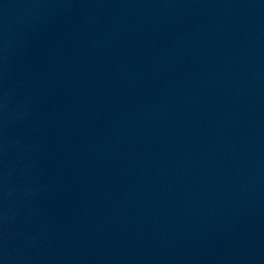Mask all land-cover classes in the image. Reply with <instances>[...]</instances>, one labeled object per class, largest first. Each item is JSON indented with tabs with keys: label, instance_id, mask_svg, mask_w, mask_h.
<instances>
[{
	"label": "water",
	"instance_id": "95a60500",
	"mask_svg": "<svg viewBox=\"0 0 264 264\" xmlns=\"http://www.w3.org/2000/svg\"><path fill=\"white\" fill-rule=\"evenodd\" d=\"M0 264H264V0H0Z\"/></svg>",
	"mask_w": 264,
	"mask_h": 264
}]
</instances>
